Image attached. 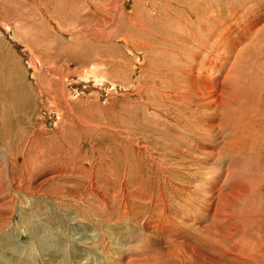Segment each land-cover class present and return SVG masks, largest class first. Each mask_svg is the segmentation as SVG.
<instances>
[{
    "label": "bare ground",
    "instance_id": "1",
    "mask_svg": "<svg viewBox=\"0 0 264 264\" xmlns=\"http://www.w3.org/2000/svg\"><path fill=\"white\" fill-rule=\"evenodd\" d=\"M126 1L111 0L110 6L107 7L106 3L102 4V2L96 0H83L86 5L91 4L95 8L96 6L97 8H103V6L106 8L105 14L108 13L109 16L103 14L106 17L100 19V23L102 22L104 25L109 23L108 25H112L111 27L118 24L120 29L126 28L123 29L126 34L138 31L135 47L141 54L153 53L151 56L148 55L149 58L144 61L140 58L141 84L137 95L142 94L145 96V101L147 100L149 104L146 113L144 112L145 114L142 115L141 129L151 124L160 127L164 131L168 130L169 133L166 134L168 141L165 142L161 139L164 137L161 136V146L159 145L160 148L157 147L155 151L159 160L170 155L171 161L179 167L171 165L168 168L169 166L167 167L165 164H169V162L164 163L162 159L163 162L159 163L158 166L157 193L150 192L147 180L143 179L145 174L142 173L143 178L141 177L138 185L135 184L136 187H134L136 195H133L137 196L134 199H131L132 192H129L123 179L122 181L121 179L115 180V178L109 176L110 174H106L108 179L105 180L106 191L99 188L100 185L98 186L100 184L98 177L103 174L102 171L96 170L99 174L94 171L89 173L83 170L77 171L75 162L70 161L68 156L74 151L73 144L77 146V142L81 138L87 137L90 139L95 125L90 119L83 118L75 112L73 103L66 97L64 85L52 81L51 78L49 79V75H45L49 71L51 76L53 72L44 64V60L33 51V48L31 49L28 44H25L27 52H30L28 53L29 59L27 58V62L32 67L35 78L34 85L36 86L34 87L31 82H27L26 69L21 64V60H19L20 63L18 62L19 67H16V58L12 63L11 61L8 62L6 66V74L11 80L10 84L3 86L1 84L3 80L0 82V190L10 196L6 207H8V210H10L9 207H12V211L10 210L11 215L13 209L17 206L19 225L23 224L22 226H24L27 234H30V239L35 241L30 244V242L12 239L11 245L14 250L17 251L18 249L20 253L27 250L30 254L25 256V259L20 260L11 258L9 260V258L4 257V262L7 264L12 262L17 264H264V113L258 107V104L264 102V96L262 94V97L259 96L256 100L251 98L250 93L254 91L253 88L256 86L250 89L253 82L251 85L247 83V80L248 82L254 80L252 77L254 72H257L256 76L259 73L262 77L259 84L261 91L264 92V18L261 17L264 13V0H134L137 8L141 3L151 5L149 16L140 13V8L134 9V12L136 11L134 15L125 13L122 5ZM8 3L11 4L10 1ZM23 4L25 3L23 2ZM68 6L70 5L68 4ZM244 9L245 12L242 16H239ZM96 11H99V9H96ZM255 17H258L257 20L254 19ZM241 18L242 20H240ZM55 22L57 30L64 37L67 36V29L63 26V21L56 18ZM5 25L10 29L12 37L21 41L20 35L19 37L16 36L12 27L9 24ZM258 27L260 29L251 42L252 44L247 46L248 42L246 41V46L241 47L246 36L253 34L252 32L257 30ZM104 31L107 33L106 30ZM104 31L98 29L96 32L107 36ZM120 32L116 29L112 35L106 38L119 39L121 42L127 40L126 38H120ZM56 35L60 36L58 33ZM41 39L43 38L41 37ZM48 43L50 44V42ZM49 46L55 47L53 45ZM62 48L64 49V47ZM68 51H65V53ZM50 55L52 54L50 53ZM57 56H59V53ZM44 57L46 59V56ZM70 59L73 63V58ZM3 69L5 68L3 67ZM3 69L0 67L1 71ZM75 75L81 81L86 80L90 83L93 81L94 87L91 86L92 90H96L100 94L109 91L115 85L106 72L90 70L80 72L79 70V73L77 71ZM6 78L8 79V77ZM121 86L123 87V84ZM86 88L89 89V86ZM124 89L128 88L124 86ZM35 99L44 103L52 100L59 107L57 110H43L49 115H55L52 118L56 120V130L50 132L41 129L42 121L36 119L35 122L40 129H38V133L36 132L33 141L31 140L32 144L27 147L17 146L11 140L10 135L9 138L5 137L4 130L8 127L10 121H14L12 110H17L19 107L26 109L28 104L35 103ZM3 104L6 106L5 108L8 107L11 110L9 113L2 110ZM167 112L168 116L166 115ZM50 134H54L55 137ZM144 138L146 139L145 134ZM40 142L43 143L39 144ZM124 142L126 143V141ZM46 143L50 145H46ZM154 143L153 146H156V143ZM126 144L124 145L126 146ZM146 148L147 145L145 144L140 152L146 150ZM61 157H65V163L61 161ZM110 162L112 163V161ZM217 163L222 165L220 166L221 169L219 168L220 171L214 170ZM187 166H190V172L183 173L179 171L180 167L186 169ZM39 171H41V179H45V182H41V184L45 183L44 185H46L49 182H58L65 179L72 183L71 187L81 188L82 194L93 200L94 205H96L95 202L99 207L102 205L101 218L108 217L107 214L110 213L113 215L112 217L115 220L112 221L115 222L112 224L114 225L122 223L130 214H133V217L136 216L134 210L136 207H130L129 205L147 207L149 214L146 216L142 214L140 217L132 219V222L135 224L139 220L145 231H151V238L143 239L142 245L135 248L136 252L135 255L132 254V257H130L131 254L126 253L128 252L126 250L127 246L124 247L121 236L119 235V237L114 232L115 235L113 234L111 237L107 230L103 233L97 231L99 233L97 239L101 240L100 237L103 239L100 243H97L99 250L108 251V246L113 250V255L104 253V257L98 256L99 254L94 255L95 253L83 252V250L77 251L79 248L73 250L74 246L67 244L65 239L59 242L56 241L55 237L52 238V235H49V239L44 243L43 239L45 237L42 236L44 230L42 229L41 220L43 216L46 218L48 214H44L43 209H40L37 205L41 203L40 198L43 195L40 194L39 198H33L31 194H39L40 192L30 191L27 183L29 177L36 175ZM94 173L97 175V179L94 178ZM130 173L128 172V174ZM175 173L183 174V178L186 177L192 182L199 180L202 183L199 188L194 186V190H191L190 186L192 184L185 186L187 184L176 183L179 187L183 186V190L190 188L189 194L183 193L186 197L182 198L181 201L189 210L195 212L194 215L186 214L184 223L171 217L170 211L174 209L173 205L175 204L172 205L170 198L165 193L168 188L174 192L179 191V189L172 186V181L176 178L174 177ZM103 184H101V187L105 188ZM127 193L129 194L127 195ZM181 197L183 196L181 195ZM93 203L91 202V204ZM55 204L60 205L61 203L56 201ZM188 208L186 211H188ZM95 210H93L94 213ZM5 212L7 213V211ZM176 213L178 214V208H176ZM178 215H180V211ZM106 219L111 223L110 218ZM34 224L38 229L34 228ZM39 227L42 230L41 232ZM64 232L66 231L64 230ZM91 233L93 234V232ZM77 234L79 233L77 232ZM81 234L79 235L81 236ZM71 237L73 238V236ZM83 246L87 245L83 244ZM42 247L46 251L51 250L48 257L46 253H41ZM36 251H39L40 254H37Z\"/></svg>",
    "mask_w": 264,
    "mask_h": 264
},
{
    "label": "rangeland",
    "instance_id": "2",
    "mask_svg": "<svg viewBox=\"0 0 264 264\" xmlns=\"http://www.w3.org/2000/svg\"><path fill=\"white\" fill-rule=\"evenodd\" d=\"M9 1L11 2V4L8 3ZM13 1L12 0H5V1L0 0V48H1L0 49V67L2 69H3V67L5 68V69H3V71L0 70V78H1L0 82L3 80L1 82V84L3 86H7L10 84L11 80H10L8 74H6L7 73L6 66H7L8 62L11 61V63H12V61H15L17 59V62H16L17 64H15L16 67L17 66L19 67V63H20L19 60H21V64H23V66L26 69L27 82H31L34 87L36 86V85H34L35 78H34V75L32 72V67L27 62V60L29 59L28 53H30V52L29 51L27 52L25 46L28 44V46H30L31 49L33 48V51L37 55H39L40 58H42V60H44V64L48 68H50L51 71L53 72L51 74V76H50L49 71H48V74H45V75H47V76L49 75L48 77H49V79L51 78L52 81H56V83L59 82V83L64 85L66 97L68 99H70L71 102L73 103L74 108H75V112L83 118L90 119V121H92V123L95 125V127L93 128V133H91L90 139L87 137L81 138L80 141L77 142V146H76V144H73V146L75 147L74 151L72 154H70L68 156V159L70 161L73 160L75 162V165L77 167V171L83 170V171H86L88 173L91 171L96 172V170L99 172L102 171L101 173H103V174H101V176L99 175L100 177H98V181L100 180L99 181L100 184H98V186L100 185L99 188H101L102 190H106V191H107V187L105 186L106 185L105 180H108L106 177L107 175L110 174L109 176L112 177L113 179L115 178V180L121 179V181H122V179H123L125 186L127 187V189H129V192L130 193L132 192L131 193V195H132L131 199H134L137 197V196L133 195V194L136 195L135 188H134V187H136L135 184L138 185L139 179L141 177L143 178V176H144L143 174H145L143 179L147 180L148 186L150 187L149 188L150 192L151 193L152 192L157 193L156 189L158 188L157 184L159 182V175H158L159 174V168H158L159 163H162L164 160V163L169 162V164L168 163L165 164L167 167L169 166L168 168H170L171 165H175L177 167H179V166L176 165L173 161H171L170 155H167L168 157L166 156V158H160V160H159L158 159L159 157L157 156L158 154H156V151H155V149L157 147L160 148V146H161L160 141H162L161 139L165 140V142L168 141V139H166V134H167V132L169 133L168 130L164 131L160 127H156V126L151 125V124H150L151 126L148 125V126H145L143 129H141V125H142L141 119L143 118L142 115H144L146 113V109L149 106V104H148L147 100L145 101V96H143L142 94L137 95V92H138V90L140 88V84H141V82H140V78H141L140 58L142 59V61H144L146 58H149V56L153 55V53L152 54L149 53L148 54L149 56L146 54H141L139 52V50L135 47V40L137 39L138 31H133V32H131V34H129V33L126 34V31L123 30L126 28L123 27L122 29H120L118 24H115V25H113V27H111L112 25L111 26L108 25L109 23L107 25L102 24V22L100 23V19H103V17H106L107 15L109 16L108 13L105 14L106 8H104V6H103V8L102 7L97 8V6L95 8V6H93L91 4H87L88 5V7H87V5L83 2V0H78L79 2L77 0H66L65 2H64V0H59L60 2L57 0H53V1L52 0H39V1L27 0V2H25L26 0H16V1L13 0ZM22 1L25 4L26 3L27 4L26 5L23 4ZM96 1L102 2V4L106 3L107 4L106 6L109 7L111 0H102V1L96 0ZM42 3H44V4L42 5ZM67 3L70 6H68ZM147 5L148 4H142L141 3V5H139V7H138L141 10L140 13H142L143 15L147 14L145 16H149L148 14H150V12H151V10L149 9L151 7V5H148V6ZM122 6L124 8L125 13L131 14V15L135 14L136 11L134 12V9H136L137 7L134 4V0H127L125 3H123ZM79 8H80V10H79ZM43 9L45 10V12ZM96 9H99V11H96ZM53 11H54V13H53ZM100 11H103V12H100ZM244 12H245V9L240 13L239 16H242V14ZM86 14H88L89 16H87ZM103 14H105L106 16H104ZM246 14L248 15V13H246ZM261 17L264 18V13L262 14ZM56 18H58L59 20L61 19V21H63V26L67 29V36L64 37L60 33V31L57 30V28L55 26ZM242 18L240 20H242ZM257 18L258 17H255L254 19L257 20ZM5 24H9L12 27L16 36L19 37V35H20V40L22 41V38H23V41L21 42V41L17 40L16 38H13L12 33H10V29ZM48 26H49V28H48ZM236 28L240 29L239 27H236ZM98 29L101 31L106 30L107 33L105 31L104 32L107 36L112 35L116 29L120 30L121 31L120 32L121 33L120 38H126L127 40H124L121 42L119 39H112V38L107 39L106 38L107 36H105L104 34L102 35V34H98V32H96ZM259 29H260V27H258L257 30H254L252 32L253 34L247 35L245 40L243 41L241 47L246 46V45L248 46L249 44L251 45L252 44L251 42L254 40L255 35ZM46 30H48V31H46ZM38 33H39V35H38ZM49 33H50V36H49ZM57 33L63 37L57 36L56 35ZM41 37L43 39H41ZM47 37H49V38H47ZM51 37H53V38L50 39ZM33 40H35V41H33ZM246 41L248 42V44H246ZM48 42H50V44ZM49 45H53L55 47H51ZM48 46H49V48H47ZM62 47H64V49ZM92 47H93V49H92ZM54 49H56V50H54ZM45 50L46 51L48 50L52 55H50L49 52L47 53ZM62 50H63V52H62ZM67 50H69V51L67 53H65V51H67ZM57 51L59 53V56H57L58 55ZM90 51L92 54L90 53ZM89 54H91V55H89ZM43 55L46 56V59ZM49 55L53 56V57H50ZM67 55L69 58L67 57ZM116 55H118V56L116 57ZM122 55H124V56H122ZM55 56H56V58H55ZM60 56H62L63 58ZM64 57H66V59H64ZM71 57L73 58V61H74L73 63L71 62L72 61V59H70ZM1 59H2V61H1ZM79 62H81V63H79ZM101 62H103V63H101ZM47 63H48V65H47ZM88 63H89V65H88ZM68 64H70V65L68 66ZM50 65H51V67H50ZM100 65H102V66H100ZM78 66H79V68H77ZM73 68H74V70H73ZM75 69H76V71H75ZM79 70H80V72L81 71L83 72L85 70H90V71H95V72H106L111 77L112 82L116 85V86L114 85L116 88L114 86H112L109 91L100 94L96 90H92L91 86L93 85V87H94L93 81H91L92 83H90L89 81H86V80L81 81L80 79H78V77L75 74L77 73V71L79 73ZM74 71H75V74H74ZM70 73H72V74L70 75ZM256 73L257 72L253 73V76H252L254 79L253 81L248 82V80H247V83L250 85L253 82V84L250 86L251 87L250 89H252L253 86L254 87L256 86L255 88H253L255 92L252 91V93H250V97L254 98V100L259 98V96L262 97V94L264 96V92L261 91V86L259 84V82L262 81V77L259 73H258V76H256ZM126 75L130 78L128 79V77ZM6 77H8L9 81ZM249 77H250V73H249ZM4 80H6V81H4ZM69 81H71V82H69ZM6 82H7V84H6ZM121 84H123V87L121 86ZM87 86H89V89L86 88ZM124 86H126V88H128V89L125 90ZM111 91H113V92H111ZM5 107L6 106L3 104L2 110L5 113H9L11 110L8 107L7 108H5ZM258 107L260 110H262V113H264V102H262V104H258ZM58 108L59 107L56 104H54L52 102V100L47 102V103H44V102H41L40 100L37 101L35 99V103L34 104H28V107L26 109H21V107H19L17 110H12V112L14 114V118H13L14 121H10L8 127L4 130V135L6 134L5 137L9 138V135H10L12 137L11 140L17 146L18 145L19 146H25V147L30 146L32 144L34 136L36 135V132L38 133V129H40L39 126L35 122L36 119H39L40 122L42 121L41 122V124H42L41 129L46 130V131H50V132H54L56 130V126H57L55 124L56 120H54L52 118L55 115H49V113H47L43 110H45V109L57 110ZM129 109H130V111H129ZM40 110H41V112H40ZM38 113H40L42 115L40 116ZM166 115L168 116V112L166 113ZM118 117H119V119H118ZM120 118H121V120H120ZM122 119H124L126 122ZM132 120L133 121L136 120V121H134L132 123L131 122ZM97 123H98V126H97ZM107 130H108V132H107ZM142 131H143V133H142ZM135 133H136V135H135ZM156 133H158V134H156ZM144 134H145L146 139L144 138ZM50 135H52V137H55L54 134H50ZM112 136L114 137V140H113ZM161 136H163L164 138L160 139ZM108 140L110 143L108 142ZM155 140H157V141H155ZM117 141H119V142L117 143ZM124 141H126L127 144ZM29 142H31V143L29 144ZM154 142L156 143V146L155 145L153 146ZM41 143H43V142H40L39 144H41ZM124 144H126V146ZM145 144L147 145L146 150L140 152ZM46 145H50V144L46 143ZM122 146L124 149L122 148ZM146 151H148V152H146ZM137 152H138V154H137ZM151 154L154 156H152ZM106 157H108V158H106ZM212 158H210V159H212ZM61 159H62L61 161L62 162L64 161V163H65V157H61ZM100 159L102 160V162ZM107 160H108V162H107ZM136 160H138V161H136ZM110 161H112V163ZM61 164H63V163H61ZM93 164H95V165H93ZM218 164L219 163H217V165L215 166L216 169L214 168V170L220 171V169H221L220 166H222V165H218ZM187 167L188 168H186V169H184L183 167H180L179 171H181L183 173L190 172L191 171L190 166H187ZM96 168H98V169H96ZM115 168H116V170H115ZM145 168H147V169H145ZM143 170H144V172H143ZM130 171H131L132 175H131ZM80 172H82V171H80ZM99 172H96V173L99 174ZM122 172L124 175L122 174ZM128 172L130 174H128ZM149 172H151V173L149 174ZM36 176H37V178H36ZM123 176H124V178H123ZM182 176H183V174L175 173L174 177H176V178H174L172 181V186L175 187L176 189H179V191L174 192L172 189L168 188L165 190V193H166V196L170 198L172 205L175 204V205H173L174 209L172 211H170L171 217L175 220L177 219V220L182 221L184 223V221H186L184 219V217L187 215H190V214L194 215L195 212L191 209L189 210V208L186 207V205L181 201L182 198L186 197L183 193L189 194L190 188L189 189L185 188V190H183L182 189L183 186L179 187V185H177L176 183H180L183 185L187 184L185 186H190L192 184L190 186L191 190H194L196 186L198 188L201 187L202 183L199 180L192 182V181L188 180V178H186V177L183 178ZM41 177H42L41 171H39V172H37L36 175H31V177H29V180L27 181V183L29 184L28 188L30 191L34 190V191L40 192L39 194L33 193L35 197L33 196V194H31V196L33 198H39L40 194L43 195L40 198V200H42L41 203H38L37 205L40 209H43L44 214H48L46 216V218L43 216V219L41 220L42 226H43L42 229L44 230V232H42V236L45 237V239H43L44 243H46L47 240L49 239L48 236L52 235L53 236L52 238L55 237L56 241H59V242H61L62 239H65L67 244H69V245L71 244L74 246L73 250H75V249L77 250L79 248L77 251L83 250V252L85 251V252H89L91 254L95 253L94 255L99 254L98 256L104 257V253L105 254L108 253L110 255H113V252H112L113 250L111 249L110 246H108V251L103 250V249L99 250L97 243H100L103 239L100 237L101 240H99V238L97 239V236L99 233H103L105 230H107L109 232V234L111 235V237L113 236L114 232L116 233V235L121 236V237L120 236L119 237L123 239L124 247L127 246L126 250L128 252H126V253L128 255L131 254L130 257H132L133 255H135L134 254L136 252L135 248H138L137 247L138 245L139 246L142 245L143 239L145 240V238H148L151 236V231H149V230L145 231L141 227L139 220L135 224L132 222V219H136V217L138 218L142 214H144L145 216L148 215L149 211H148L147 207L145 208L144 206L139 207L138 205L137 206L129 205L130 207H136V209H134L136 216L133 217L132 216L133 214H130L129 217L127 216L123 220L122 223L114 225V224H112L113 222H115V221H112V220H115V218L112 217L113 215L110 212H108L110 214H107L108 217H105L108 219L110 218L111 223L108 222L107 219L105 220V218H101V212L100 211L103 208L102 205H101V207H99V205L96 202H95L96 205H94L93 200H90V198H88L87 196H84L82 194L81 188L77 189V188H75V186L71 187L72 183H69L65 179L59 180L58 182L57 181L49 182L48 184L44 185L45 183L41 184V182L42 183L45 182V179L43 178L44 179V181H43V179H41ZM79 177H81V176H79ZM102 177H104V178H102ZM94 178L97 179V175L95 173H94ZM149 179L152 181H150ZM34 181H36V182H34ZM37 182L41 185H39ZM153 182H155V183H153ZM184 182H186V183H184ZM33 184H34V186H33ZM66 184H68V185H66ZM101 184H103L105 186V188L103 186L101 187ZM155 185H156V187H155ZM263 185H264V181H263ZM36 186H37V188H35ZM263 189H264V186H263ZM111 193H112V191H111ZM128 194L129 193H127V195ZM181 195L183 197H181ZM60 196H62V197H60ZM9 197L10 196H8V194L6 192H1V190H0V256L1 255L3 256V257H0V264H7L6 262H4V257L9 258V260H10V258L13 260H17V259L20 260V259H25V256H28V254H30L29 251H27V250L24 253H20L18 249H17V251L14 250V248L11 245L12 239L20 240V241L22 240V242H24V241L30 242V244L32 241H35V240L30 239V236H29L30 234L29 233L27 234L24 226H22L23 224L21 223L22 225H19L20 222H19V214L17 212V206L13 209L12 215L10 213V210L12 211V207L11 208L9 207L10 210H8V207H6V205L8 206V200H10ZM66 197H68V198H66ZM171 198L173 199V201ZM64 199H66L67 201ZM55 200L64 206L62 207L61 204L56 205ZM80 200H81V202H80ZM91 202L93 204H91ZM135 202H136V200H135ZM29 203H31V202H29ZM84 204H86V205H84ZM4 207H6V208H4ZM90 208H91V210H89ZM176 208H178V214L180 211V215H178L176 213ZM187 208H188V211H186ZM77 209H78V211H77ZM80 209L82 210V212ZM62 210H63V212H62ZM93 210H95V213ZM97 210H98V212H97ZM5 211H7V213ZM69 212H71V213H69ZM75 212H77V213H75ZM86 213H87V215H86ZM97 213L98 214L100 213V214L96 215ZM98 216H99V218H98ZM57 219H58V222H57ZM181 219H183V220H181ZM62 221H63V223H62ZM79 221H80V223H79ZM99 222H101V223H99ZM75 226L77 227V229ZM35 227H36V225L34 224V228ZM20 228L21 229L23 228V230L21 231ZM122 228H123V230H122ZM36 229H38V228L36 227ZM73 229H74V231H73ZM99 229H100V231H99ZM137 229L140 231H138ZM64 230L66 232H64ZM82 230H84V231H82ZM135 230H136V232L134 233ZM39 231L40 232L42 231L40 227H39ZM79 231H81V232H79ZM94 231H96V232L98 231L99 233L97 232V234H96V232L94 233ZM21 232L23 234L22 236H21ZM77 232L79 234L82 233L81 236L79 234H77ZM91 232H93V234ZM74 233H76V234L74 235ZM67 236H68V238H66ZM71 236H73V238ZM76 236H78V237H76ZM15 238H17V239H15ZM28 239H30V240H28ZM81 240H83L84 243L81 242ZM89 240H91V241H89ZM89 242H91V243H89ZM35 243H37V242H35ZM32 244H34V243H32ZM83 244L87 245V246H83ZM131 248H132V250H131ZM36 249H38V248L36 247ZM129 249H130V251H129ZM40 251H41V253H46V255L48 257L49 251H51V250L46 251L42 247V249ZM36 253L40 254L39 251H36ZM114 255H115V252H114ZM19 257H21V258H19ZM71 258L72 257L70 256V259ZM11 264H17V263L12 262Z\"/></svg>",
    "mask_w": 264,
    "mask_h": 264
}]
</instances>
